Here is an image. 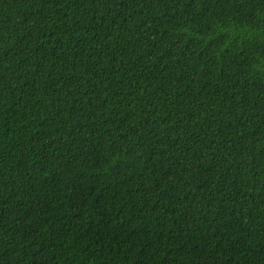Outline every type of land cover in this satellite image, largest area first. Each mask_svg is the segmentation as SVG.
<instances>
[{"label":"trees","instance_id":"1","mask_svg":"<svg viewBox=\"0 0 264 264\" xmlns=\"http://www.w3.org/2000/svg\"><path fill=\"white\" fill-rule=\"evenodd\" d=\"M0 264H264V0H0Z\"/></svg>","mask_w":264,"mask_h":264}]
</instances>
